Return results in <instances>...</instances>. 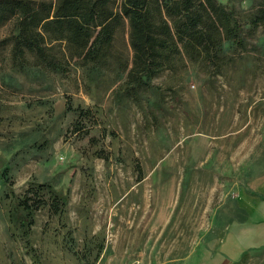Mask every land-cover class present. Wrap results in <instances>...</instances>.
I'll list each match as a JSON object with an SVG mask.
<instances>
[{"label": "rangeland", "instance_id": "374dc122", "mask_svg": "<svg viewBox=\"0 0 264 264\" xmlns=\"http://www.w3.org/2000/svg\"><path fill=\"white\" fill-rule=\"evenodd\" d=\"M221 1L244 24L246 48L225 41L220 73L185 60L121 101L123 72L97 79L78 61L64 74L13 68L2 43L12 21L0 25V153L12 156L10 181L18 195L48 181L68 198L62 214L37 212L28 243L0 179V264L165 261L199 229L212 231L216 213L244 217L235 196L264 183V25L250 22L262 0ZM115 48L132 57L127 22ZM142 245L157 253L138 254Z\"/></svg>", "mask_w": 264, "mask_h": 264}, {"label": "trees", "instance_id": "16d2710c", "mask_svg": "<svg viewBox=\"0 0 264 264\" xmlns=\"http://www.w3.org/2000/svg\"><path fill=\"white\" fill-rule=\"evenodd\" d=\"M0 0V25L12 21L2 43L10 45L13 68L30 66L47 73H66L72 61L97 79L107 71L126 79L116 100L139 99L155 88L154 77L176 69L185 60L214 66L221 72L224 43L236 50L247 46L244 24L236 9L221 0ZM127 22L130 59L115 48L118 29ZM264 25V0L250 20ZM12 156L0 169L5 197H12L9 217L29 243L36 214L66 210L68 198L48 182L29 181L18 195L10 181ZM9 187V188H8Z\"/></svg>", "mask_w": 264, "mask_h": 264}, {"label": "crops", "instance_id": "0c3cea01", "mask_svg": "<svg viewBox=\"0 0 264 264\" xmlns=\"http://www.w3.org/2000/svg\"><path fill=\"white\" fill-rule=\"evenodd\" d=\"M9 158L6 152L0 153L2 166ZM243 190L237 193L235 201L244 217L231 213L230 217H219L222 213H216L214 229L208 233L199 229L191 247H183L181 252L174 249L165 261L141 257L139 264H264V183L256 182L250 191ZM198 219L205 222V217ZM137 249L138 254L157 253L153 246L142 245Z\"/></svg>", "mask_w": 264, "mask_h": 264}]
</instances>
